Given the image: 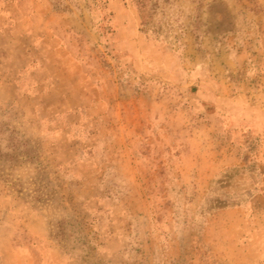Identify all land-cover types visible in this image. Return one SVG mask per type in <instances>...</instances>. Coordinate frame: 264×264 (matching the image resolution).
<instances>
[{
	"label": "rangeland",
	"instance_id": "obj_1",
	"mask_svg": "<svg viewBox=\"0 0 264 264\" xmlns=\"http://www.w3.org/2000/svg\"><path fill=\"white\" fill-rule=\"evenodd\" d=\"M0 264H264V0H0Z\"/></svg>",
	"mask_w": 264,
	"mask_h": 264
}]
</instances>
